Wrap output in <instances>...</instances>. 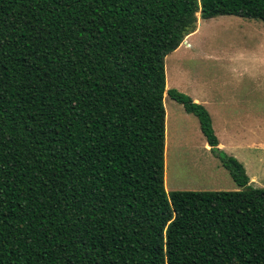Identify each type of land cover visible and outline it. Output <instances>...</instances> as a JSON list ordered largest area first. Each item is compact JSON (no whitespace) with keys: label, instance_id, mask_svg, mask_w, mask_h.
I'll list each match as a JSON object with an SVG mask.
<instances>
[{"label":"trees","instance_id":"obj_1","mask_svg":"<svg viewBox=\"0 0 264 264\" xmlns=\"http://www.w3.org/2000/svg\"><path fill=\"white\" fill-rule=\"evenodd\" d=\"M264 0H0V264H264V189L167 90L199 20ZM166 94L239 191H166Z\"/></svg>","mask_w":264,"mask_h":264},{"label":"rangeland","instance_id":"obj_2","mask_svg":"<svg viewBox=\"0 0 264 264\" xmlns=\"http://www.w3.org/2000/svg\"><path fill=\"white\" fill-rule=\"evenodd\" d=\"M191 37L190 47L183 43L166 59L167 90L205 106L218 138L240 146L231 152L258 179L252 187L264 188V148L251 146L264 144V23L236 16L200 19ZM165 107L167 193L242 190L211 147L205 148L198 118L167 94ZM232 133L241 138L232 141ZM223 152L231 156L230 149Z\"/></svg>","mask_w":264,"mask_h":264},{"label":"crops","instance_id":"obj_3","mask_svg":"<svg viewBox=\"0 0 264 264\" xmlns=\"http://www.w3.org/2000/svg\"><path fill=\"white\" fill-rule=\"evenodd\" d=\"M197 32V31H196ZM193 35V34H192ZM192 35H190V36H188L187 38H186V40H185V44H186V46H188V47H190L191 46V43H190V39L192 38L191 36ZM169 90V89H168ZM194 102L196 103H199L200 101L198 100V99H194ZM203 103V102H202ZM211 115V114H210ZM212 117V116H211ZM213 121V120H212ZM213 127H214V122H213ZM225 129H226V127H224V132H225ZM214 130H215V128H214ZM215 133H216V135H217V132L215 131ZM231 139H232V141H234V140H236V139H238V138H241V137H238L237 136V134L236 133H232V135H231V137H230ZM226 141H228L229 142V144L228 145H226V144H224L223 142H222V140H220L219 139V142H220V145H219V148L222 150V151H227L228 152V149H230V152H228L229 153V155H231V156H234L240 163H242L243 164V166L245 167V169H247V167H246V164H245V159L244 158H242V157H240V156H236L235 154H234V152H231V151H237L238 149H239V147L240 146H238V145H236V144H234V143H232V142H230V140L229 139H226ZM227 142V143H228ZM248 143L246 142V143H244V145H247ZM253 145L254 144H251V146H252V148H255V147H257V148H260V147H263L264 148V144H258V145H256V146H254L253 147ZM205 148L206 149H210V146L208 145V143L206 142V145H205ZM247 148L249 149V145L247 146ZM260 156L259 155H254L253 157H251L253 160L254 159H256V158H259ZM246 173H247V170H246ZM248 175V174H247ZM249 177V179H250V186H253V184H257V178L256 177H250V176H248ZM260 189H264V188H260Z\"/></svg>","mask_w":264,"mask_h":264}]
</instances>
